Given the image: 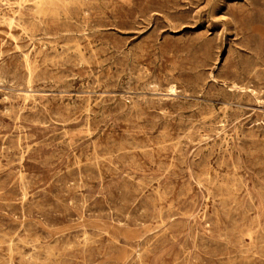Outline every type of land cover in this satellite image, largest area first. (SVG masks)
<instances>
[{
  "label": "rangeland",
  "instance_id": "1",
  "mask_svg": "<svg viewBox=\"0 0 264 264\" xmlns=\"http://www.w3.org/2000/svg\"><path fill=\"white\" fill-rule=\"evenodd\" d=\"M25 1L0 0V264H264V0Z\"/></svg>",
  "mask_w": 264,
  "mask_h": 264
},
{
  "label": "bare ground",
  "instance_id": "2",
  "mask_svg": "<svg viewBox=\"0 0 264 264\" xmlns=\"http://www.w3.org/2000/svg\"><path fill=\"white\" fill-rule=\"evenodd\" d=\"M6 1V0H5ZM16 1V0H15ZM27 1V0H26ZM25 1V2H26ZM35 1H37V0H35ZM42 1V0H41ZM44 1H46V0H44ZM44 1H42L41 3L42 4H44ZM94 1V0H93ZM159 1V0H158ZM251 1V0H250ZM8 2V1H7ZM23 2V1H22ZM28 2V1H27ZM34 2V1H33ZM37 2H40V0L39 1H37ZM51 2H52V0H51ZM77 2H78V0H77ZM84 2V1H83ZM103 2H105V1H103ZM120 2V1H119ZM183 2V1H182ZM9 3V2H8ZM19 3V2H18ZM54 3V2H53ZM262 3V2H261ZM50 4H52V3H50ZM61 4V3H60ZM75 4V3H74ZM78 4H80V3H78ZM93 4V3H92ZM254 4H256L255 2H254ZM258 4V3H257ZM3 5V4H2ZM16 5V4H15ZM24 5V4H23ZM63 5V4H62ZM68 5V4H67ZM88 5V4H87ZM176 5V4H175ZM190 5H191V3H190ZM239 5V4H238ZM262 5V4H261ZM260 5V6H261ZM13 6V5H12ZM25 6V5H24ZM35 6V5H34ZM33 6V7H34ZM42 6V5H41ZM61 6V5H60ZM71 6V5H70ZM82 6V5H81ZM89 6V5H88ZM224 6V5H223ZM243 6V5H242ZM253 6H256V5H253ZM7 7H8V5H7ZM11 7V6H10ZM32 7V6H31ZM38 7V6H37ZM78 7V6H77ZM83 7H85V6H83ZM98 7V6H97ZM170 7V6H169ZM264 7V6H263ZM42 8H43V6H42ZM67 8H69V7H67ZM90 8V7H89ZM92 8V7H91ZM133 8V7H132ZM153 8V7H152ZM257 8V7H256ZM28 9H29V7H28ZM34 9V8H33ZM35 9H38V8H35ZM45 9V8H44ZM48 9H50V8H48ZM55 9V8H54ZM54 9H52V10H54ZM74 9H77V8H74ZM84 9V8H83ZM122 9V8H121ZM130 9V8H129ZM166 9V8H165ZM38 10H40V9H38ZM59 10V9H58ZM65 10V9H64ZM63 10V11H64ZM69 10V9H68ZM79 10V9H78ZM77 10V11H78ZM90 10V9H89ZM80 11V10H79ZM161 11V10H160ZM12 12V11H11ZM45 12V11H44ZM82 12V11H81ZM93 12V11H92ZM185 12V11H184ZM228 12V11H227ZM46 13V12H45ZM58 13H60V12H58ZM161 13V12H160ZM13 14V13H12ZM28 14V13H27ZM64 14V13H63ZM13 15H15V14H13ZM43 15V14H42ZM42 15H40V16H42ZM81 15V14H80ZM88 15V14H87ZM117 15V14H116ZM231 15H233V14H231ZM7 16V15H6ZM18 16V15H17ZM17 16H14V17H17ZM54 16V15H53ZM63 16V15H62ZM78 16V15H77ZM85 16V15H84ZM93 16V15H92ZM98 16V15H97ZM227 16V15H226ZM235 16V15H234ZM249 16V15H248ZM39 17V16H38ZM59 17V16H58ZM152 17H153V15H152ZM4 18V17H3ZM13 18V17H12ZM18 18V17H17ZM35 18V17H34ZM47 18V17H46ZM79 18V17H78ZM176 18V17H175ZM222 18H224V17H222ZM236 18V17H235ZM257 18V17H256ZM259 18V17H258ZM49 19V18H48ZM52 19V18H51ZM81 19V18H80ZM149 19V18H148ZM166 19V18H165ZM183 19V18H182ZM181 19V20H182ZM225 19V18H224ZM1 20V19H0ZM7 20V19H6ZM32 20V19H31ZM39 20V19H38ZM43 20V19H42ZM53 20V19H52ZM66 20V19H65ZM98 20V19H97ZM116 20V19H115ZM263 20V19H262ZM11 21V20H10ZM24 21V20H23ZM35 21H37V20H35ZM50 21V20H49ZM256 21H257V19H256ZM255 21V22H256ZM264 21V20H263ZM12 22V21H11ZM79 22H80V20H79ZM144 22V21H143ZM244 22V21H243ZM248 22H250V21H248ZM259 22V21H258ZM4 23V22H3ZM8 23H9V21H8ZM41 23V22H40ZM92 23V22H91ZM95 23V22H94ZM97 23V22H96ZM167 23V22H166ZM11 24V23H10ZM18 24V23H17ZM28 24V23H27ZM48 23H46V25H47ZM67 24V23H66ZM77 24V23H76ZM84 24V23H83ZM89 24V23H88ZM87 24V25H88ZM108 24V23H107ZM116 24V23H115ZM168 24V23H167ZM244 24V23H243ZM257 24V23H256ZM260 24H262V23H260ZM6 25V24H5ZM12 25H13V23H12ZM23 25V24H22ZM31 25V24H30ZM44 25V24H43ZM54 25V24H53ZM63 25V24H62ZM72 25V24H71ZM254 25H255V23H254ZM20 26V25H19ZM34 26V25H33ZM35 26H37V25H35ZM77 26H78V24H77ZM93 26V25H92ZM91 26V27H92ZM249 26H250V24H249ZM39 27V26H38ZM49 27V26H48ZM58 27V26H57ZM61 27V26H60ZM67 27V26H66ZM70 27V26H69ZM65 28V27H64ZM73 28V27H72ZM71 28V29H72ZM117 28V27H116ZM249 28V27H248ZM26 29V28H25ZM41 29V28H40ZM57 29V28H56ZM82 29V28H81ZM157 29V28H156ZM252 29V28H251ZM11 30V29H10ZM44 30V29H43ZM237 30V29H236ZM254 30V29H253ZM157 31H159V30H157ZM161 31V30H160ZM26 32H28V31H26ZM55 32V31H54ZM58 32V31H57ZM86 32V31H85ZM253 32V31H252ZM11 33V32H10ZM70 33V32H69ZM75 33V32H74ZM100 33V32H99ZM104 33H105V31H104ZM110 33V32H109ZM115 33V32H114ZM202 33V32H201ZM200 33V34H201ZM206 33V32H205ZM1 34V33H0ZM41 34V33H40ZM43 34V33H42ZM56 34V33H55ZM59 34H60V32H59ZM207 34V33H206ZM14 35V34H13ZM257 35V34H256ZM10 36V35H9ZM43 36V35H42ZM95 36V35H94ZM97 36V35H96ZM140 36V35H139ZM202 36V35H201ZM216 36V35H215ZM11 37H13L12 36V34H11ZM79 37V36H78ZM83 37H85V36H83ZM87 37V36H86ZM85 37V38H86ZM90 37V36H89ZM219 37V36H218ZM29 38V37H28ZM65 38V37H64ZM103 38H105V37H103ZM203 38V37H202ZM201 38V39H202ZM210 38V37H209ZM25 39H26V37H25ZM33 39V38H32ZM50 39V38H49ZM54 39V38H53ZM60 39V38H59ZM256 39V38H255ZM12 40V39H11ZM10 40V41H11ZM14 40V39H13ZM43 40V39H42ZM60 40H63V39H60ZM64 40H66V39H64ZM84 40H86V39H84ZM88 40V39H87ZM203 40V39H202ZM205 40H206V38H205ZM204 40V41H205ZM212 40V39H211ZM216 40H218V39H216ZM97 41H99V40H97ZM144 41V40H143ZM187 41V40H186ZM18 42V41H17ZM39 42V41H38ZM42 42V41H41ZM80 42V41H79ZM78 42V43H79ZM100 42V41H99ZM203 42V41H202ZM234 42V41H233ZM263 42V41H262ZM261 42V43H262ZM19 43H21L20 41H19ZM40 43V42H39ZM44 43V42H43ZM90 43V42H89ZM193 42H191V44H192ZM197 43V42H196ZM255 43V42H254ZM31 44V43H30ZM42 44V43H41ZM201 44V43H200ZM206 44V43H205ZM255 44H258V43H255ZM40 45V44H39ZM43 45V44H42ZM90 45V44H89ZM109 45V44H108ZM197 45V44H196ZM210 45V44H209ZM263 45V44H262ZM26 46V45H25ZM47 46V45H46ZM45 46V47H46ZM72 46V45H71ZM80 46V45H79ZM201 46V45H200ZM206 46V45H205ZM22 47V46H21ZM29 47V46H28ZM27 47V48H28ZM57 47V46H56ZM68 47V46H67ZM73 47V46H72ZM81 47V46H80ZM91 47V46H90ZM113 47V46H112ZM195 47V46H194ZM207 48H208V46H206ZM212 47V46H211ZM252 47V46H251ZM34 48V47H33ZM54 48V47H53ZM82 48V50H83V47H81ZM84 48H86V47H84ZM92 48V47H91ZM199 48V47H198ZM231 48V47H230ZM235 48V47H234ZM238 48V47H237ZM253 48V47H252ZM258 48V47H257ZM15 49V48H14ZM55 49V48H54ZM66 49V48H65ZM73 49H75V48H73ZM88 49H90V48H88ZM87 49V50H88ZM93 49V48H92ZM200 49V48H199ZM202 49V48H201ZM56 50V49H55ZM64 50V49H63ZM161 50V49H160ZM213 50V49H212ZM233 50V49H232ZM238 50V49H237ZM260 50V49H259ZM262 50V49H261ZM8 51V50H7ZM90 51V50H89ZM205 51V50H204ZM20 52V51H19ZM70 52V51H69ZM93 52H95V51H93ZM124 52V51H123ZM130 52H131V49H130ZM129 52V53H130ZM150 52V51H149ZM171 52V51H170ZM208 52V51H207ZM14 53V52H13ZM43 53V52H42ZM71 53V52H70ZM81 53V52H80ZM79 53V54H80ZM116 53V52H115ZM121 53V52H120ZM162 53V52H161ZM173 53V52H172ZM218 53V52H217ZM230 53V52H229ZM248 53V52H247ZM2 54V53H1ZM0 54V55H1ZM8 54V53H7ZM40 54V53H39ZM93 54H95V53H93ZM126 54V53H125ZM142 54V53H141ZM158 54V53H157ZM205 54V53H204ZM233 54V53H232ZM261 54V53H260ZM35 55V54H34ZM90 55V54H89ZM96 55V54H95ZM121 55H122V53H121ZM127 55H129V54H127ZM146 55V54H145ZM206 55V54H205ZM263 55H264V53H263ZM2 56V55H1ZM4 56V55H3ZM86 56V55H85ZM92 56V55H91ZM209 56V55H208ZM240 56V55H239ZM248 56V55H247ZM253 56V55H252ZM35 57V56H34ZM119 57V56H118ZM138 57V56H137ZM203 57V56H202ZM254 57V56H253ZM260 57H261V55H260ZM27 58V57H26ZM25 58V59H26ZM68 58V57H67ZM101 58V57H100ZM104 58V57H103ZM130 58V57H129ZM140 58V57H139ZM197 58V57H196ZM211 58V57H210ZM125 59H127V58H125ZM180 59H182V58H180ZM217 59V58H216ZM235 59V58H234ZM240 59V58H239ZM253 59V58H252ZM13 60V59H12ZM56 60V59H55ZM88 60V59H87ZM110 60H111V58H110ZM128 60V59H127ZM142 60V59H141ZM159 60V59H158ZM197 60V59H196ZM244 60H245V58H244ZM47 61V60H46ZM89 61V60H88ZM99 61V60H98ZM113 61V60H112ZM134 61V60H133ZM144 61V60H143ZM242 61V60H241ZM28 62V61H27ZM27 62H25L26 64H27ZM48 62V61H47ZM50 62H51V60H50ZM93 62V61H92ZM105 62V61H104ZM107 62V61H106ZM138 62V61H137ZM179 62V61H178ZM260 62V61H259ZM23 63V62H22ZM37 63H38V61H37ZM54 63V62H53ZM77 63V62H76ZM116 63V62H115ZM206 63V62H205ZM212 63V62H211ZM232 63H234V61L232 62ZM78 64V63H77ZM103 64V63H102ZM202 64H204V63H202ZM243 64V63H242ZM248 64V63H247ZM251 64V63H250ZM29 64H27V66H28ZM46 65V64H45ZM44 65V66H45ZM52 65V64H51ZM84 65V64H83ZM88 66H89V62H88V64H87ZM92 65V64H91ZM105 65V64H104ZM150 65V64H149ZM153 65V64H152ZM17 66V65H16ZM27 66H26V68H27ZM34 66H37V65H34ZM55 66V65H54ZM135 66V65H134ZM204 66V65H203ZM239 66V65H238ZM257 66H258V64H257ZM104 67V66H103ZM113 67H116V66H113ZM137 67V66H136ZM206 67V66H205ZM226 67V66H225ZM25 68V67H24ZM37 68H38V66H37ZM55 68H56V66H55ZM133 68V67H132ZM131 68V69H132ZM139 68H140V66H139ZM14 69V68H13ZM248 69H249V67H248ZM251 69V68H250ZM15 70V69H14ZM17 70V69H16ZM49 70H51V69H49ZM223 70V69H222ZM259 70V69H258ZM27 71V70H26ZM30 71V70H29ZM72 71V70H71ZM176 71V70H175ZM199 71V70H198ZM236 71V70H235ZM246 71H247V69H246ZM252 71V70H251ZM250 71V72H251ZM32 72V71H31ZM101 72V71H100ZM140 72V71H139ZM202 72V71H201ZM210 72V71H209ZM237 72V71H236ZM19 73V72H18ZM39 73H40V71H39ZM170 73V72H169ZM205 73V72H204ZM220 73V72H219ZM239 73V72H238ZM244 73V72H243ZM242 73V74H243ZM247 73V72H246ZM258 73V72H257ZM11 74V73H10ZM35 74H37V73H35ZM35 74L33 75V76H35ZM149 74V73H148ZM199 74V73H198ZM218 74V73H217ZM223 74V73H222ZM250 74V73H249ZM252 74V73H251ZM248 75V74H247ZM253 75V74H252ZM38 76V75H37ZM13 77V76H12ZM40 77V76H39ZM215 77H216V75H215ZM257 77V76H256ZM100 78V77H99ZM254 78V77H253ZM28 79H29V77H28ZM28 79H26L27 80V82H29L28 81ZM31 79V78H30ZM45 79V78H44ZM54 79V78H53ZM113 79V78H112ZM167 79V78H166ZM212 79H213V77H212ZM217 79V78H216ZM39 80V79H38ZM73 80V79H72ZM83 80V79H82ZM99 80V79H98ZM243 80H245V79H243ZM251 80V79H250ZM259 80V79H258ZM264 80V79H263ZM178 81V80H177ZM199 81V80H198ZM4 82V81H3ZM22 82H23V80H22ZM100 82V81H99ZM243 82V81H242ZM251 82V81H250ZM47 83V82H46ZM4 84V83H3ZM29 84H31V83H29ZM43 84H45V82L43 83ZM212 84V83H211ZM226 84V83H225ZM242 84V83H241ZM46 85V84H45ZM114 85V84H113ZM210 85V84H209ZM238 85V84H237ZM250 85V84H249ZM15 86V85H14ZM102 86V85H101ZM119 86V85H118ZM205 86V85H204ZM234 86V85H233ZM62 87V86H61ZM92 87V86H91ZM260 87H261V85H260ZM29 88V87H28ZM71 88V87H70ZM31 89V88H30ZM131 89V88H130ZM173 90V89H172ZM30 91V90H29ZM94 91V90H93ZM108 91V90H107ZM150 91H152V90H150ZM158 91V90H157ZM166 91H168V90H166ZM230 91V90H229ZM137 92H138V90H137ZM165 92V91H164ZM203 92V91H202ZM226 92V91H225ZM182 93V92H181ZM221 93V92H220ZM20 94V93H19ZM23 94V93H22ZM28 94H31V93H28ZM34 94V93H33ZM150 94V93H149ZM203 94V93H202ZM8 95V94H7ZM26 95V94H25ZM35 95V94H34ZM43 95V94H42ZM78 95V94H77ZM242 95V94H241ZM21 96V95H20ZM27 96V95H26ZM33 96V95H32ZM40 96V95H39ZM38 96V97H39ZM93 96V95H92ZM130 96H132V95H130ZM153 96V95H152ZM197 96V95H196ZM226 96V95H225ZM65 97V96H64ZM78 97V96H77ZM97 97V96H96ZM106 97H107V95H106ZM157 97H160V96H157ZM165 97V96H164ZM227 97V96H226ZM11 98V97H10ZM45 98H47V97H45ZM217 98V97H216ZM237 98V97H236ZM6 99V98H5ZM32 99V98H31ZM30 99V100H31ZM132 99V98H131ZM226 99V98H225ZM243 99V98H242ZM9 100V99H8ZM29 100V99H28ZM63 100V99H62ZM92 100V99H91ZM105 100V99H104ZM228 100V99H227ZM32 101H34V100H32ZM50 101V100H49ZM89 101H90V99H89ZM93 101V100H92ZM91 101V102H92ZM122 101V100H121ZM154 101V100H153ZM180 101V100H179ZM7 102V101H6ZM38 102V101H37ZM37 102H35V103H37ZM120 102V101H119ZM198 102V101H197ZM26 103V102H25ZM39 103H41V102H39ZM182 103H184V102H182ZM259 103V102H258ZM87 104V103H86ZM135 104V103H134ZM173 104V103H172ZM250 104V103H249ZM90 105H91V103H90ZM131 105V104H130ZM146 105V104H145ZM18 106V105H17ZM87 106H89V105H87ZM96 106V105H95ZM176 106V105H175ZM83 107V106H82ZM81 107V108H82ZM101 107V106H100ZM116 107H117V105H116ZM135 107V106H134ZM231 107V106H230ZM22 108H23V106H22ZM50 108V107H49ZM178 108V107H177ZM228 108V107H227ZM6 109V108H5ZM12 109V108H11ZM91 109V108H90ZM117 109V108H116ZM216 109V108H215ZM13 110V109H12ZM18 110V109H17ZM34 110V109H33ZM57 110V109H56ZM88 110V109H87ZM202 110V109H201ZM35 111H37V110H35ZM78 111V110H77ZM91 111V110H90ZM122 111V110H121ZM137 111V110H136ZM141 111H142V109H141ZM161 111V110H160ZM220 111V110H219ZM227 111V110H226ZM7 112V111H6ZM43 112V111H42ZM73 112V111H72ZM87 112H89V111H87ZM92 112V111H91ZM123 112V111H122ZM143 112V111H142ZM9 113V112H8ZM13 113V112H12ZM58 113V112H57ZM104 113V112H103ZM224 113V112H223ZM227 113V112H226ZM236 113V112H235ZM238 113V112H237ZM241 113V112H240ZM5 114V113H4ZM32 114V113H31ZM76 114V113H75ZM89 114H91V113H89ZM125 114V113H124ZM180 114V113H179ZM202 114V113H201ZM229 114V113H228ZM239 114V113H238ZM14 115V114H13ZM59 115V114H58ZM209 115V114H208ZM214 115V114H213ZM97 116V115H96ZM96 116H94V117H96ZM146 116V115H145ZM166 116V115H165ZM181 116V115H180ZM210 116V115H209ZM41 117H43V116H41ZM56 117V116H55ZM91 117V116H90ZM182 117V116H181ZM202 117V116H201ZM237 117V116H236ZM64 118V117H63ZM209 118V117H208ZM212 118V117H211ZM20 119V118H19ZM58 119V118H57ZM177 119V118H176ZM207 118H205V120H206ZM27 120V119H26ZM133 120V119H132ZM213 120V119H212ZM19 121V120H18ZM171 121V120H170ZM235 121H236V119H235ZM17 122V121H16ZM74 122V121H73ZM72 122V123H73ZM205 122V121H204ZM228 122V121H227ZM53 123V122H52ZM208 124V123H207ZM91 125V124H90ZM205 126V125H204ZM21 127V126H20ZM90 127V126H89ZM198 127H199V125H198ZM19 128V127H18ZM218 128V127H217ZM16 129V128H15ZM204 129V128H203ZM206 129V128H205ZM17 130V129H16ZM90 130V129H89ZM215 130V129H214ZM225 130V129H224ZM192 132V131H191ZM63 133H65V132H63ZM69 133V132H68ZM214 133H215V131H214ZM76 134V133H75ZM128 134V133H127ZM153 134V133H152ZM57 135V134H56ZM105 135V134H104ZM197 135V134H196ZM55 136V135H54ZM77 136V135H76ZM162 136V135H161ZM215 136V135H214ZM250 136V135H249ZM264 136V135H263ZM21 137V136H20ZM26 137V136H25ZM86 137V136H85ZM227 137V136H226ZM238 137V136H237ZM162 138H163V136H162ZM19 139V138H18ZM22 139V138H21ZM52 139H54V138H52ZM55 140H58V139H55ZM126 140V139H125ZM179 140V139H178ZM195 140V139H194ZM230 140V139H229ZM20 141V140H19ZM47 141H48V139H47ZM134 141V140H133ZM220 141V140H219ZM11 142V141H10ZM49 142V141H48ZM79 142V141H78ZM113 142V141H112ZM172 142V141H171ZM235 142V141H234ZM27 143V142H26ZM44 143V142H43ZM115 143V142H114ZM166 143V142H165ZM180 143V142H179ZM218 143V142H217ZM226 143V142H225ZM13 144V143H12ZM60 144V143H59ZM163 144V143H162ZM167 144V143H166ZM173 144V143H172ZM177 144V143H176ZM176 144H175V146H176ZM181 144V143H180ZM229 144V143H228ZM258 144V143H257ZM264 144V143H263ZM37 145H39V144H37ZM72 145V144H71ZM97 145V144H96ZM171 145V144H170ZM179 145V144H178ZM218 145V144H217ZM114 146V145H113ZM137 146V145H136ZM147 146V145H146ZM146 146H144V147H146ZM151 146V145H150ZM175 146H173V147H175ZM182 146V145H181ZM230 146V145H229ZM12 147V146H11ZM38 147V146H37ZM141 147H143V146H141ZM180 147V146H179ZM223 147V146H222ZM20 148V147H19ZM31 148V147H30ZM73 148V147H72ZM139 148V147H138ZM158 148V147H157ZM169 148H172V147H169ZM258 148H259V146H258ZM165 149V148H164ZM180 149H182V148H180ZM251 149H252V147H251ZM96 150V149H95ZM176 150V149H175ZM23 151V150H22ZM102 151V150H101ZM109 151V150H108ZM153 151V150H152ZM237 151V150H236ZM260 151V150H259ZM19 152V151H18ZM30 152V151H29ZM96 152H97V150H96ZM141 152H145V151H141ZM150 152H151V150H150ZM164 152H165V150H164ZM172 152V151H171ZM178 152V151H177ZM183 152V151H182ZM206 152V151H205ZM218 152V151H217ZM128 153V152H127ZM132 153V152H131ZM152 153V152H151ZM165 153H167V152H165ZM209 153V152H208ZM97 154V153H96ZM154 154V153H153ZM211 154H213V153H211ZM3 155V154H2ZM22 155V154H21ZM76 155V154H75ZM74 155V156H75ZM216 155V154H215ZM224 155V154H223ZM229 155V154H228ZM20 156V155H19ZM23 156V155H22ZM21 156V157H22ZM81 156H83L82 154H81ZM97 156H98V154H97ZM96 156V157H97ZM192 156V155H191ZM64 157V156H63ZM208 157V156H207ZM210 157V156H209ZM213 157V156H212ZM61 158V157H60ZM78 158V157H77ZM100 158V157H99ZM135 158V157H134ZM195 158V157H194ZM197 158V157H196ZM205 158V157H204ZM254 158V157H253ZM9 159V158H8ZM79 159V158H78ZM95 160L96 159H98V157L97 158H94ZM102 159V158H101ZM207 159V158H206ZM225 159H226V157H225ZM23 160V159H22ZM77 160V159H76ZM137 160V159H136ZM135 160V161H136ZM156 160V159H155ZM24 161V160H23ZM23 161H22V163H23ZM48 161H49V159H48ZM53 161V160H52ZM80 161V160H79ZM173 161H174V159H173ZM172 161V162H173ZM176 161H177V159H176ZM199 161V160H198ZM205 161H207V160H205ZM103 162V161H102ZM156 162H157V160H156ZM234 162V161H233ZM9 163V162H8ZM21 163V164H22ZM45 163H46V161H45ZM76 163V162H75ZM97 163H99V162H97ZM109 163V162H108ZM202 163H204V162H202ZM201 163V164H202ZM228 163V162H227ZM20 164V165H21ZM173 164V163H172ZM195 164V163H194ZM13 166V165H12ZM77 166V165H76ZM240 166V165H239ZM1 167V166H0ZM8 167V166H7ZM14 167V166H13ZM110 167V166H109ZM136 167V166H135ZM168 167V166H167ZM172 167H173V165H172ZM218 167V166H217ZM222 167V166H221ZM230 167V166H229ZM11 168V167H10ZM92 168V167H91ZM169 168V167H168ZM199 168V167H198ZM201 168V167H200ZM93 169V168H92ZM117 169V168H116ZM115 169V170H116ZM148 169V168H147ZM166 169V168H165ZM222 169V168H221ZM239 169V168H238ZM68 170V169H67ZM169 170V169H168ZM230 170V169H229ZM71 171V170H70ZM80 171V170H79ZM111 171V170H110ZM117 171H119V170H117ZM208 171V170H207ZM236 171V170H235ZM3 172V171H2ZM21 172V171H20ZM116 172V171H115ZM120 172V171H119ZM145 172V171H144ZM15 173V172H14ZM82 173V172H81ZM216 173V172H215ZM226 173V172H225ZM238 172H236V174H237ZM207 174H208V172H207ZM71 175V174H70ZM82 175V174H81ZM20 176H22V175H20ZM101 176V175H100ZM224 176V175H223ZM229 176V175H228ZM200 177V176H199ZM217 177H218V175H217ZM219 177H220V175H219ZM234 177V176H233ZM236 177V176H235ZM21 179H22V177H20ZM24 178V177H23ZM84 178H85V176H84ZM89 178V177H88ZM103 178V177H102ZM148 178V177H147ZM211 178V177H210ZM20 179V180H21ZM60 179V178H59ZM200 179H201V177H200ZM209 179V178H208ZM227 179H229V178H227ZM226 179V180H227ZM233 179H235V178H233ZM240 179V178H239ZM161 180H163V179H161ZM204 180V179H203ZM236 180V179H235ZM242 180V179H241ZM81 181H82V178H81ZM195 181V180H194ZM207 181V180H206ZM216 181V180H215ZM219 181V180H218ZM217 181V182H218ZM224 181V180H223ZM204 182V181H203ZM228 182H230V181H228ZM234 182V181H233ZM242 182H244V181H242ZM24 183V182H23ZM22 183V184H23ZM34 183V182H33ZM237 183V182H236ZM3 184V183H2ZM139 184V183H138ZM210 184V183H209ZM235 184V183H234ZM76 185V184H75ZM75 185H74V187H75ZM143 185V184H142ZM213 185V184H212ZM215 185V184H214ZM218 185V184H217ZM222 185V184H221ZM224 185V184H223ZM237 185V184H236ZM236 185L234 186V187H236ZM25 186V185H24ZM28 186V185H27ZM60 186H62V185H60ZM85 186V185H84ZM185 186V185H184ZM229 186V185H228ZM239 186V185H238ZM81 187H82V185H81ZM143 187V186H142ZM161 187V186H160ZM186 187V186H185ZM189 187V186H188ZM216 187V186H215ZM225 187V186H224ZM231 187V186H230ZM28 188H29V186H28ZM222 188V187H221ZM225 188H227V187H225ZM233 188V187H232ZM25 189V188H24ZM209 189V188H208ZM228 189V188H227ZM230 189V188H229ZM167 190V189H166ZM181 190V189H180ZM226 190V189H225ZM231 190V189H230ZM237 190V189H236ZM185 191H186V188H185ZM121 192V191H120ZM119 192V193H120ZM130 192V194H131V191H129ZM159 192V191H158ZM168 192V191H167ZM210 192V191H209ZM249 192V191H248ZM24 193H26V192H24ZM41 193V192H40ZM45 193V192H44ZM125 193V192H124ZM142 193V192H141ZM145 193V192H144ZM188 193V192H187ZM214 193V192H213ZM1 194V193H0ZM159 194V193H158ZM157 194V195H158ZM223 194V193H222ZM263 194V193H262ZM170 195V194H169ZM190 195V194H189ZM188 195V196H189ZM215 195V194H214ZM213 195V196H214ZM2 196V195H1ZM159 196V195H158ZM25 197V196H24ZM80 197V196H79ZM162 197V196H161ZM23 198V197H22ZM218 199V198H217ZM223 199V198H222ZM25 200V199H24ZM87 200V199H86ZM155 200V199H154ZM153 200V201H154ZM162 200V202H164L163 201V199H161ZM183 200V199H182ZM185 200V199H184ZM221 200V199H220ZM224 200V199H223ZM156 201V200H155ZM222 201V200H221ZM225 201H227L226 199H225ZM60 202V201H59ZM89 202V201H88ZM208 202V201H207ZM231 202V201H230ZM253 202V201H252ZM1 203V202H0ZM8 203V202H7ZM10 203V202H9ZM62 203V202H61ZM87 203V202H86ZM156 203V202H155ZM166 203H168V202H166ZM165 202L163 203V204H166ZM180 203V202H179ZM254 203V202H253ZM5 204V203H4ZM22 204V203H21ZM77 204V203H76ZM223 204V203H222ZM32 205V204H31ZM57 205H58V203H57ZM73 205V204H72ZM81 205V204H80ZM120 205V204H119ZM156 205V204H155ZM160 205V204H159ZM162 205V204H161ZM59 206V205H58ZM83 206V205H82ZM123 206V205H122ZM228 206V205H227ZM232 206V205H231ZM10 207V206H9ZM12 207V206H11ZM88 207V206H87ZM222 207H223V205H222ZM2 208V207H1ZM24 208V207H23ZM22 208V209H23ZM53 208V207H52ZM76 208V207H75ZM82 208V207H81ZM162 208V207H161ZM171 208V207H170ZM169 208V209H170ZM173 208V207H172ZM176 208V207H175ZM30 209V208H29ZM168 209V210H169ZM184 209V208H183ZM223 209V208H222ZM250 209V208H249ZM17 210V209H16ZM55 210V209H54ZM155 210V209H154ZM173 210V209H172ZM217 210V209H216ZM230 210V209H229ZM232 210V209H231ZM38 211V210H37ZM160 211V210H159ZM39 212V211H38ZM69 212V211H68ZM137 212H138V210H137ZM145 212V211H144ZM166 212V211H165ZM219 212V211H218ZM258 212H259V210H258ZM40 213V212H39ZM72 213V212H71ZM100 213V212H99ZM141 213V212H140ZM162 213V212H161ZM103 214V213H102ZM146 214V213H145ZM176 214V213H175ZM181 214V213H180ZM180 214H178V215H180ZM218 214V213H217ZM216 214V215H217ZM85 215V214H84ZM164 216H165V214H163ZM162 215V216H163ZM170 215V214H169ZM182 215V214H181ZM98 216V215H97ZM160 216V215H159ZM173 216V215H172ZM171 216V217H172ZM183 216V215H182ZM24 217V216H23ZM71 217V216H70ZM118 217V216H117ZM178 217V216H177ZM185 217H186V215H185ZM188 217V216H187ZM190 217V216H189ZM193 217V216H192ZM219 217V216H218ZM235 217V216H234ZM238 217V216H237ZM148 218V217H147ZM181 218V217H180ZM213 218H215V217H213ZM245 218V217H244ZM25 219V218H24ZM218 219V218H217ZM234 219V218H233ZM245 219H247V218H245ZM2 220V219H1ZM79 220V219H78ZM162 220V219H161ZM248 220V219H247ZM246 220V221H247ZM75 221V220H74ZM192 221V220H191ZM163 223V222H162ZM173 224V223H172ZM251 224H253L252 222H251ZM164 225V224H163ZM221 225V224H220ZM145 226V225H144ZM237 226V225H236ZM143 227V226H142ZM215 227V226H214ZM39 228V227H38ZM209 228V227H208ZM21 229H22V227H21ZM30 229V228H29ZM244 229V228H243ZM84 230V229H83ZM220 230V229H219ZM4 231V230H3ZM85 231V230H84ZM191 231V230H190ZM193 232V231H192ZM214 232V231H213ZM235 232V231H234ZM100 233V232H99ZM216 233V232H215ZM233 233V232H232ZM264 233V232H263ZM104 234H106V233H104ZM193 234V233H192ZM223 234H227V233H223ZM237 234V233H236ZM27 235V234H26ZM164 235V234H163ZM162 235V236H163ZM228 236V235H227ZM6 237V236H5ZM16 237V236H15ZM85 237V236H84ZM90 237V236H89ZM109 237V236H108ZM173 237V236H172ZM171 237V238H172ZM234 237V236H233ZM262 237V236H261ZM156 238H157V236H156ZM160 238H164V236L163 237H160ZM166 238V237H165ZM222 238V237H221ZM228 238V237H227ZM237 238V237H236ZM243 238H244V236H243ZM9 239V238H8ZM8 239H6L7 241H8ZM86 239V238H85ZM93 239V238H92ZM154 239V238H153ZM189 239V238H188ZM230 239V238H229ZM262 239H263V237H262ZM5 240V241H6ZM10 240V239H9ZM18 240V239H17ZM91 240V239H90ZM155 240V239H154ZM158 240V239H157ZM164 240V239H163ZM247 240V239H246ZM22 241V240H21ZM32 241V240H31ZM34 241V240H33ZM82 241V240H81ZM19 242V241H18ZM23 242V241H22ZM115 242V241H114ZM153 242V241H152ZM160 242H162V241H160ZM168 242V241H167ZM166 242V243H167ZM177 242V241H176ZM209 242V241H208ZM250 242V241H249ZM3 243V242H2ZM40 243V242H39ZM93 243V242H92ZM97 243V242H96ZM212 243V242H211ZM15 244V243H14ZM30 244V243H29ZM86 244H88L87 242H86ZM115 244V243H114ZM116 244H118V243H116ZM154 244V243H153ZM165 244V243H164ZM168 244V243H167ZM216 244V243H215ZM252 244H254V243H252ZM3 245H5V244H3ZM3 245H0V246H3ZM41 245V244H40ZM119 245V244H118ZM145 245H147V244H145ZM144 245V246H145ZM186 245H188V244H186ZM211 245V244H210ZM228 245V244H227ZM6 246H7V244H6ZM19 246V245H18ZM25 246V245H24ZM71 246V245H70ZM105 246V245H104ZM153 246V245H152ZM151 246V247H152ZM155 246V245H154ZM164 246V245H163ZM16 247V246H15ZM68 247V246H67ZM77 247V246H76ZM80 247V246H79ZM82 248H84L83 246H81ZM1 248V247H0ZM46 248V247H45ZM69 248V247H68ZM81 248V249H82ZM89 248H91L90 246H89ZM88 248V249H89ZM182 248V247H181ZM12 249V248H11ZM33 249V248H32ZM72 249V248H71ZM70 249V250H71ZM157 249V248H156ZM163 249V248H162ZM254 249V248H253ZM34 250V249H33ZM73 250V249H72ZM85 250V249H84ZM139 250H141V249H139ZM244 250V249H243ZM249 249H247L246 251H248ZM2 251V250H1ZM38 251V250H37ZM44 251V250H43ZM146 251H148V250H146ZM150 251V250H149ZM156 251V250H155ZM158 251V250H157ZM228 251V250H227ZM254 251H255V249H254ZM53 252V251H52ZM135 252V251H134ZM140 252V251H139ZM10 253V252H9ZM12 253V252H11ZM51 253V252H50ZM61 253V252H60ZM59 253V257H60V254ZM69 253H71V252H69ZM148 253V252H147ZM251 253H252V251H251ZM34 254V253H33ZM146 254V253H145ZM150 254V253H149ZM227 254V253H226ZM230 254V253H229ZM241 254V253H240ZM245 254V253H244ZM246 254H248V253H246ZM245 254V255H246ZM254 254V253H253ZM3 255V254H2ZM6 255V254H5ZM10 255V254H9ZM12 255V254H11ZM19 255V254H18ZM26 255V254H25ZM31 255V254H30ZM29 255V256H30ZM56 255V254H55ZM197 255V254H196ZM212 255V254H211ZM219 255V254H218ZM223 255V254H222ZM249 255V254H248ZM32 256V255H31ZM35 256H37V255H35ZM46 256V255H45ZM61 256H63V255H61ZM213 256H214V254H213ZM227 256V255H226ZM231 256V255H230ZM229 256V257H230ZM242 256V255H241ZM47 257V256H46ZM98 257H100V256H98ZM219 257V256H218ZM243 257V256H242ZM246 257V256H245ZM245 257H243V258H245ZM249 257V256H248ZM8 258V257H7ZM52 258V257H51ZM53 258H55V256L53 257ZM235 258V257H234ZM236 258H238V257H236ZM11 259V258H10ZM57 260H58V258H56ZM226 259V258H225ZM230 259V258H229ZM260 259H261V257H260ZM8 260V259H7ZM26 260V259H25ZM32 260V259H31ZM140 260V259H139ZM185 260V259H184ZM227 260V259H226ZM6 261V260H5ZM14 261V260H13ZM40 261V260H39ZM59 261V260H58ZM180 261V260H179ZM199 261V260H198ZM214 261V260H213ZM218 261V260H217ZM51 262V261H50ZM65 262V261H64ZM250 262V261H249ZM12 263V262H11ZM23 263V262H22ZM25 263H26V261H25ZM137 263V262H136ZM142 263V262H141ZM220 263V262H219ZM236 263V262H235ZM234 263V264H235ZM6 264H7V261H6ZM9 264V263H8ZM30 264V263H29ZM35 264H37V263H35ZM61 264V263H60Z\"/></svg>",
  "mask_w": 264,
  "mask_h": 264
}]
</instances>
